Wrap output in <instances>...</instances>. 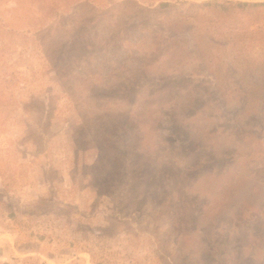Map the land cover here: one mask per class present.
Returning <instances> with one entry per match:
<instances>
[{
  "label": "rangeland",
  "instance_id": "1",
  "mask_svg": "<svg viewBox=\"0 0 264 264\" xmlns=\"http://www.w3.org/2000/svg\"><path fill=\"white\" fill-rule=\"evenodd\" d=\"M0 0V264H264V0Z\"/></svg>",
  "mask_w": 264,
  "mask_h": 264
},
{
  "label": "trees",
  "instance_id": "2",
  "mask_svg": "<svg viewBox=\"0 0 264 264\" xmlns=\"http://www.w3.org/2000/svg\"><path fill=\"white\" fill-rule=\"evenodd\" d=\"M213 3H218V4H233V5H238L241 8H246V7H255L258 4L257 3H241V2H232V1H226V0H220V1H214Z\"/></svg>",
  "mask_w": 264,
  "mask_h": 264
}]
</instances>
